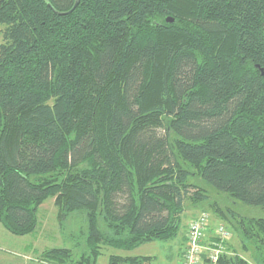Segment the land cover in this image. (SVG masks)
<instances>
[{
	"label": "trees",
	"instance_id": "trees-1",
	"mask_svg": "<svg viewBox=\"0 0 264 264\" xmlns=\"http://www.w3.org/2000/svg\"><path fill=\"white\" fill-rule=\"evenodd\" d=\"M0 34V226L34 233L53 198L86 227L42 264H149L122 252L174 240L187 203L264 264V219L210 196L264 210V0H4Z\"/></svg>",
	"mask_w": 264,
	"mask_h": 264
},
{
	"label": "rangeland",
	"instance_id": "rangeland-1",
	"mask_svg": "<svg viewBox=\"0 0 264 264\" xmlns=\"http://www.w3.org/2000/svg\"><path fill=\"white\" fill-rule=\"evenodd\" d=\"M2 42L0 34V43ZM211 194V191H209ZM209 194V195H210ZM211 200L216 202L218 208L225 212V208L229 204V208L236 213V220L243 219H264V210L259 207H252L244 205L235 200L226 199L224 194L214 197L210 195ZM225 206V208H224ZM231 206V207H230ZM227 207V208H228ZM185 212L181 216V225L177 237L169 242H152L141 245L140 247L130 251L122 252L123 255H129L133 257H150L152 258L149 264H181L182 255L185 247V232L188 223L197 218L199 214L203 213L199 209H195L187 203L185 206ZM209 215L212 225L225 226L230 231L231 238L227 242L226 246L231 247L235 252L233 254L238 255L249 264H258L254 255L253 248L248 245V250L245 252L242 249L239 238L233 231L231 225L225 220L218 218L214 209H207L206 212ZM217 215V216H216ZM38 226L34 233L17 237L13 236L5 231L0 226V254L10 257L11 264H42L40 261V255L45 250L53 248H65L71 250L74 258H79L82 252L85 250V235L86 227L82 216L76 214L70 220L60 225L57 220V208L54 204V199L46 200L38 209L37 213ZM230 254L232 253L229 249ZM7 252V253H5ZM12 252H17L11 254ZM117 252V251H116ZM110 254H115L111 249H104L102 255L98 258L97 264H107V259Z\"/></svg>",
	"mask_w": 264,
	"mask_h": 264
},
{
	"label": "built area",
	"instance_id": "built-area-1",
	"mask_svg": "<svg viewBox=\"0 0 264 264\" xmlns=\"http://www.w3.org/2000/svg\"><path fill=\"white\" fill-rule=\"evenodd\" d=\"M209 218L203 212L188 223L181 264H218L223 255L234 256L226 246L231 238L230 232L223 225L211 227Z\"/></svg>",
	"mask_w": 264,
	"mask_h": 264
},
{
	"label": "crops",
	"instance_id": "crops-1",
	"mask_svg": "<svg viewBox=\"0 0 264 264\" xmlns=\"http://www.w3.org/2000/svg\"><path fill=\"white\" fill-rule=\"evenodd\" d=\"M5 253H7V252H5ZM11 254H15V256H17V252H12ZM0 264H11L10 257L3 255V254H0Z\"/></svg>",
	"mask_w": 264,
	"mask_h": 264
},
{
	"label": "water",
	"instance_id": "water-1",
	"mask_svg": "<svg viewBox=\"0 0 264 264\" xmlns=\"http://www.w3.org/2000/svg\"><path fill=\"white\" fill-rule=\"evenodd\" d=\"M3 1H4V0H0V2H3ZM167 21H168V22H170V21H171V19H168Z\"/></svg>",
	"mask_w": 264,
	"mask_h": 264
}]
</instances>
